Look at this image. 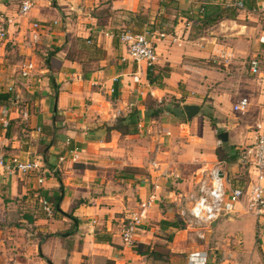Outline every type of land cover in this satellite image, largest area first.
<instances>
[{
    "label": "crops",
    "instance_id": "obj_1",
    "mask_svg": "<svg viewBox=\"0 0 264 264\" xmlns=\"http://www.w3.org/2000/svg\"><path fill=\"white\" fill-rule=\"evenodd\" d=\"M32 1L24 17L19 1L0 0V13L13 18L2 42L36 64L29 77L18 72V97L0 103V155L38 159L44 171L8 174L0 165V264H191V255L202 256L207 244L186 224L175 229L159 222L183 221L179 210L192 202L183 205L181 197L191 187L195 192L201 172L217 162L225 161L231 177L244 169L243 182L253 176V157L243 159L241 152L264 119V0L251 8L244 0ZM203 5L233 6L237 15L206 25ZM32 21L40 23L41 38L29 48L25 32ZM152 28L164 33L156 39L153 76L162 75L154 83L145 63L123 59L126 47L117 38L123 29ZM77 37H91L104 56L80 61ZM252 58L259 60L260 76L249 70ZM215 62L224 67L217 70ZM166 95L179 102L177 114L146 118ZM242 96L249 99L247 110L234 111ZM183 104H199V113L188 120ZM132 108L140 110L136 133L108 130ZM223 131L226 142L217 138ZM158 141L163 144L155 152ZM220 147L222 155H235L219 160ZM152 194L134 242L124 244L127 218ZM57 196L59 210L76 223L43 210L39 201ZM243 211L237 206L213 224L225 257L219 264H264V232L258 237L255 216ZM148 246L155 255L147 254Z\"/></svg>",
    "mask_w": 264,
    "mask_h": 264
},
{
    "label": "built area",
    "instance_id": "obj_2",
    "mask_svg": "<svg viewBox=\"0 0 264 264\" xmlns=\"http://www.w3.org/2000/svg\"><path fill=\"white\" fill-rule=\"evenodd\" d=\"M34 3L32 0H19L18 13L27 17ZM242 6V2L236 3ZM202 9V8H201ZM13 23V18L4 13H0V41L7 38V26ZM164 37L163 32H153L144 29L133 31L123 29L117 33V38L126 47V57L123 59L132 60L136 63H145L147 68H155L157 63L156 39ZM41 38V25L38 21H32L25 32L26 44L29 48H34ZM36 64L31 59H25L20 65L21 77H29ZM249 70L253 74L261 75L260 63L257 58H252L249 62ZM2 92L10 93L13 97H18L15 85L9 84ZM249 99L246 96L240 97L233 105L234 111L244 112L247 110ZM7 122H4V127ZM256 136L254 142L243 149L241 156L247 159L253 157V176L244 182H232L229 175L222 167L225 161L217 162L207 170H203L197 181L196 191L190 195L192 205L188 209L181 208L179 214L184 224L189 226L195 235L204 239L206 231H210L213 224L222 216H227L236 212L237 206H242L247 213L256 216L264 214V119L255 126ZM169 135V132H166ZM162 142H157L155 152L159 151ZM78 154L76 149L71 151V160L76 161ZM60 161L63 157L59 158ZM222 162V163H221ZM153 166L158 164L151 161ZM0 165L8 174H42L43 163L38 159L21 160L17 156L6 158L0 155ZM51 172H56L53 168ZM44 176H38V181L42 182ZM156 199L152 194L141 206L130 214L123 226L121 236L126 245L134 242V237L143 220L147 218L148 207ZM42 208L47 214L52 213V209L46 199L40 200ZM225 260L224 255L212 257L208 252H203L202 256L191 255V264H219Z\"/></svg>",
    "mask_w": 264,
    "mask_h": 264
},
{
    "label": "trees",
    "instance_id": "obj_3",
    "mask_svg": "<svg viewBox=\"0 0 264 264\" xmlns=\"http://www.w3.org/2000/svg\"><path fill=\"white\" fill-rule=\"evenodd\" d=\"M245 2H243V4L248 7L251 8L253 1L254 0H244ZM202 13H201V20L204 21V24H212L217 22L218 20L222 19V18H231L234 19L237 15L236 9L233 6H220V5H203L202 6ZM140 22V20L138 19V23ZM155 28H152V30H154ZM74 47L76 49H74V51H76L79 54V60L81 61V59L86 60V58L91 59V58H102L105 54V50L100 47L97 46V44L95 43V41L92 40L91 37L89 38H81V37H77L75 38L74 41ZM154 74V68H148L147 69V78L150 81V83H154L156 79H159V75H162L161 72H158L156 74V76H153ZM115 91V90H114ZM10 97H12V95L10 93H6V92H0V103L3 102H7ZM171 100L174 101V107H167L164 108V106H157L154 109H148L145 112V117L146 118H150L152 116H157L160 113H162L163 111H171L175 114H177L176 109L178 107H180L179 102L177 101V99L171 95ZM140 122V110L137 108H132L125 116H120L119 118H117L116 122L112 125V126H108V130H116L118 132H120L122 135H128V134H133L137 132L138 129V124ZM50 131V130H49ZM8 133V129L6 131V135ZM47 134L51 135L50 132H48ZM52 142H49L46 144V146L51 145ZM45 146V147H46ZM221 150L223 151V149L218 148L216 149V155L218 157L219 160H226L228 161L229 157H231V155H235V154H229L227 156L222 155ZM46 199V198H45ZM60 199V196L54 197L53 199H49L47 200L52 211L53 212H59L60 214L66 215L68 216L70 219L73 220L74 223L77 222L76 218L74 216H72L71 214H67L64 212H61L56 204V202H58V200ZM164 228L165 227H172L175 229H180L184 227V222L181 220H174V221H169V220H161L159 222ZM173 236V233H171L168 236V239H171ZM149 250H147V254L148 255H155V253L152 251V249H150V247H147Z\"/></svg>",
    "mask_w": 264,
    "mask_h": 264
},
{
    "label": "rangeland",
    "instance_id": "obj_4",
    "mask_svg": "<svg viewBox=\"0 0 264 264\" xmlns=\"http://www.w3.org/2000/svg\"><path fill=\"white\" fill-rule=\"evenodd\" d=\"M14 1H16V3L13 6H16L19 0H14ZM138 19L141 20L140 18H138ZM3 49H6V51H7L6 54H3ZM25 59L26 58H23V55L18 52L16 45H13L10 43H4V42L0 41V90H2V87L4 89L7 86L6 84L8 83L9 78H11L10 80L13 81V85H15L16 87H22L20 84V81L17 80V74H18V72L20 74V65L23 63V61ZM223 64L224 63H222V62L220 64H217L215 62L213 64V66L218 70V69H220L219 67H221V68L224 67ZM0 92H2V91H0ZM27 94H29V93H27ZM174 104H175L174 101L171 100V96L166 95L162 98V102L159 103V106H161V107L164 106V108H167V107L168 108L169 107L175 108ZM229 179H231L232 182H234V183L243 182V180L245 179L244 169H242L239 176H236V177L229 176ZM192 190H194V187H191V190L189 189L186 191V192H189V194L187 196L183 195V197H181L183 205L190 204V201H191L190 195L192 193ZM40 204L42 206V203H40ZM244 213L255 216L256 221H257V223H256L257 236L259 237L261 235L260 232H264V214L261 216H256L252 213H247V212H244ZM184 227H185V224H184ZM205 234H206V236L204 239H200L196 235L195 236L199 240H201L202 243L207 244L205 249L212 257H215L216 255H217L216 257H220L221 256L220 255L221 253H219L220 248L218 247L219 245L216 242L217 239L214 238L215 233L212 230H210V231H206ZM263 258H264V256H263ZM238 261L240 264H242L244 262V261H240V260H238ZM165 262H166V260H165ZM167 262H169V259H167ZM162 263H164V262H162ZM170 264H180V263L177 261H174L173 263L171 262Z\"/></svg>",
    "mask_w": 264,
    "mask_h": 264
},
{
    "label": "water",
    "instance_id": "obj_5",
    "mask_svg": "<svg viewBox=\"0 0 264 264\" xmlns=\"http://www.w3.org/2000/svg\"><path fill=\"white\" fill-rule=\"evenodd\" d=\"M183 111L188 120L192 117L196 116L199 113L200 105L199 104H183L182 105ZM227 132L223 131L217 134V138L220 142L227 141Z\"/></svg>",
    "mask_w": 264,
    "mask_h": 264
}]
</instances>
